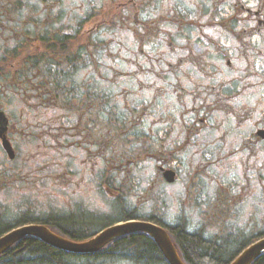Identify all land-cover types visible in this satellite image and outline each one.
I'll return each instance as SVG.
<instances>
[{
	"label": "flooded vegetation",
	"instance_id": "flooded-vegetation-1",
	"mask_svg": "<svg viewBox=\"0 0 264 264\" xmlns=\"http://www.w3.org/2000/svg\"><path fill=\"white\" fill-rule=\"evenodd\" d=\"M0 37V189L21 171L25 193L49 182L66 207L21 225L0 215V237L41 225L83 243L150 222L190 264L174 229L220 238L240 205L264 208V0H0ZM133 236L155 243L138 232L90 255L50 247L72 258L51 264H169L156 243L165 259L137 256Z\"/></svg>",
	"mask_w": 264,
	"mask_h": 264
},
{
	"label": "trees",
	"instance_id": "trees-1",
	"mask_svg": "<svg viewBox=\"0 0 264 264\" xmlns=\"http://www.w3.org/2000/svg\"><path fill=\"white\" fill-rule=\"evenodd\" d=\"M0 215L8 219L3 211L0 212ZM21 219H23V217H21ZM31 221L37 222L38 220L33 219ZM16 222L17 221H14L12 223ZM8 224L10 225V222L0 221V233L5 232L3 230ZM21 224L20 220L18 225ZM174 230L176 232V241L183 250V256L190 264H229L232 259L238 255L236 252L238 249L246 248L258 238L264 237V233L255 236L254 234H249L234 228L229 235L220 238H204L196 235H188L182 228H176ZM29 239L28 245L33 247L34 250L22 256L8 258L10 261L8 264H51V262L72 261V258L69 257L71 255L62 256L56 254L55 250L44 242L32 238ZM129 240L130 242L127 243V245H130L131 251L135 254L137 253V256L143 257L145 253L149 251L148 257H150L151 261L155 262L156 257L165 259L160 254L159 248L153 241L151 242L150 240L148 241L138 236H133ZM253 264H264V254Z\"/></svg>",
	"mask_w": 264,
	"mask_h": 264
},
{
	"label": "water",
	"instance_id": "water-1",
	"mask_svg": "<svg viewBox=\"0 0 264 264\" xmlns=\"http://www.w3.org/2000/svg\"><path fill=\"white\" fill-rule=\"evenodd\" d=\"M7 129V121L0 117V135ZM9 149V148H8ZM13 156V155H11ZM144 232L150 235L158 244L169 264H184L177 253L167 232L150 222H128L104 230L95 238L85 243H77L58 236L50 229L41 225H26L0 238V254L8 250L16 242L25 237H35L48 245L76 254H90L98 252L112 240L123 235ZM264 253V238L245 249L231 264H251Z\"/></svg>",
	"mask_w": 264,
	"mask_h": 264
},
{
	"label": "rangeland",
	"instance_id": "rangeland-1",
	"mask_svg": "<svg viewBox=\"0 0 264 264\" xmlns=\"http://www.w3.org/2000/svg\"><path fill=\"white\" fill-rule=\"evenodd\" d=\"M16 21V19H15ZM13 43H10V45ZM3 41H1L0 37V53L3 50L4 47ZM42 149V148H41ZM50 159L48 158V161ZM48 161L43 162L38 165V167H42L45 165ZM18 171V169H16ZM18 174H12L8 176V184H4L3 188L0 189V201H3L5 203L4 208L7 214L11 215V219L20 217L24 214H30V215H37V216H42L45 214V212L48 211H64L66 210V207L55 202V201H50L48 198L53 197L51 194L54 193L59 196V190L56 191L53 189V185L48 183H45L44 185L41 186L40 189H35V191H29L25 193L27 190L28 184L24 183L25 181L22 180L25 179L21 173V171H18ZM37 174L41 175L40 173L36 172ZM57 174V173H53ZM61 173L60 175H62ZM140 179L143 181L144 180V174L140 173ZM43 175V174H42ZM60 175L56 179V186H61V187H68L67 184H64L65 175L60 177ZM84 175V174H83ZM1 177V175H0ZM33 177V176H32ZM82 181V179H79ZM141 180H138L137 182L140 184H144ZM63 183V185L61 184ZM13 185L10 188H13L15 191L10 190L9 186ZM15 186L18 187L15 189ZM33 187V186H31ZM21 193V194H20ZM67 195V192L66 194ZM43 196V197H42ZM63 200L64 197L60 196ZM44 198V199H43ZM112 201L113 197L106 193L102 199L100 200V205L102 206L101 211H104V213H111L113 208H112ZM138 204V203H137ZM176 208V207H175ZM128 209H133L130 204ZM238 211V215L233 218V222L231 223L232 228L240 230H246L249 234H253L252 232H260L264 231V208L260 209L256 212V205L255 208H251V202H246L238 207L236 210ZM143 213V212H139ZM251 215H256L254 219L251 218ZM263 217V218H262ZM9 222V221H8ZM256 230V231H255ZM246 232V233H247Z\"/></svg>",
	"mask_w": 264,
	"mask_h": 264
}]
</instances>
